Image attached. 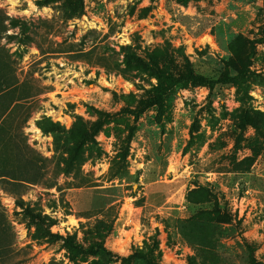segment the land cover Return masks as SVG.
I'll return each instance as SVG.
<instances>
[{"label": "rangeland", "instance_id": "rangeland-1", "mask_svg": "<svg viewBox=\"0 0 264 264\" xmlns=\"http://www.w3.org/2000/svg\"><path fill=\"white\" fill-rule=\"evenodd\" d=\"M0 264H264V0H0Z\"/></svg>", "mask_w": 264, "mask_h": 264}, {"label": "trees", "instance_id": "trees-1", "mask_svg": "<svg viewBox=\"0 0 264 264\" xmlns=\"http://www.w3.org/2000/svg\"><path fill=\"white\" fill-rule=\"evenodd\" d=\"M155 76L158 80L159 89L163 95L166 94V90H167V87L169 85L180 84L183 86H187L188 84L204 85V83H205L202 79H200L198 76L193 74L191 69H189L185 74L179 75V76H175L173 74L166 73V72L161 71V70H157L155 72ZM219 81L227 83V82H230L231 80L230 79H222ZM215 82L216 81H212L211 83H215ZM154 103L155 104H159V103L162 104L163 100L151 99L150 105H153Z\"/></svg>", "mask_w": 264, "mask_h": 264}]
</instances>
